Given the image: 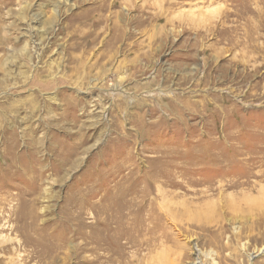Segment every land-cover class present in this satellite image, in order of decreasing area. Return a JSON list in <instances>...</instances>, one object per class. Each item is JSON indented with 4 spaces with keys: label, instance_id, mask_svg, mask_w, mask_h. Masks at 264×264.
I'll return each mask as SVG.
<instances>
[{
    "label": "rangeland",
    "instance_id": "1",
    "mask_svg": "<svg viewBox=\"0 0 264 264\" xmlns=\"http://www.w3.org/2000/svg\"><path fill=\"white\" fill-rule=\"evenodd\" d=\"M96 257L264 264V0H0V264Z\"/></svg>",
    "mask_w": 264,
    "mask_h": 264
},
{
    "label": "bare ground",
    "instance_id": "2",
    "mask_svg": "<svg viewBox=\"0 0 264 264\" xmlns=\"http://www.w3.org/2000/svg\"><path fill=\"white\" fill-rule=\"evenodd\" d=\"M115 4H117V3H115ZM96 204L97 203L94 204L93 210L97 213L99 210H98ZM92 234H93V238H94L93 240H94L95 246H97V247L99 246L102 248L104 247L103 248L104 251H107V253H109V252H111L113 246L118 245L120 238H123V236H125V235L131 234V229L129 228V226H126V224H123V221H115L113 223L112 221H110L108 219L101 220V219L97 218V220L95 222H93V225H92ZM93 264H98L97 257L94 260ZM194 264H196V263H194Z\"/></svg>",
    "mask_w": 264,
    "mask_h": 264
}]
</instances>
